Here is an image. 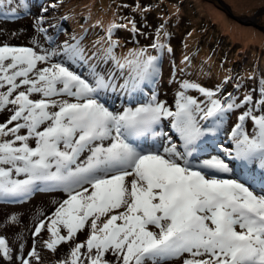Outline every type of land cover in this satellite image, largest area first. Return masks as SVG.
I'll use <instances>...</instances> for the list:
<instances>
[{
    "label": "rangeland",
    "instance_id": "rangeland-1",
    "mask_svg": "<svg viewBox=\"0 0 264 264\" xmlns=\"http://www.w3.org/2000/svg\"><path fill=\"white\" fill-rule=\"evenodd\" d=\"M144 1L146 4H143ZM223 1L228 4L231 12L215 0H12L22 8L14 7L12 11L16 13L7 7L0 10V142L13 139L14 144L21 147L15 151L20 162L11 158L0 161V176L8 175L11 170L10 184L15 187L19 180L28 181V176H33L36 170L39 172L47 169L48 165L49 170H58L52 179L20 198L5 200L2 199L5 196L0 194V264L60 263V257L70 245L61 242L60 250L54 254L43 250L41 239L45 223L57 216L73 194H80L88 186L87 177L106 175L109 167L113 170L102 180L105 187L102 201L110 199L106 212L117 214L113 217V234L106 245L97 248L100 254L97 259L94 254H85L84 257L81 255L80 263L70 264H88L94 260L97 264H209L195 257L193 249L201 250L213 264H263L264 235L258 234L256 238L248 236L263 229L256 221L250 220L243 209H253L254 213L264 215V202L256 196L236 198L225 189L227 182L240 186L236 171L231 170L228 175L218 174L219 180L212 179L219 188L193 182L194 187H181L178 194L171 195L169 187L172 178L168 171L162 172L159 166L163 158L167 159L159 150L160 134L165 141V152L179 151L166 134V129L170 128L169 123L165 121L160 127L156 125L155 130L160 131L148 137H132L139 128H133L135 125L130 116L138 113L135 106L143 100L148 99L156 105L161 99L157 112L163 117L171 116L170 111L175 115L187 106L190 111L205 107L206 113L215 107H219L220 111L230 108L232 128L238 136L235 148L240 152L239 164L245 165L247 160L254 162V167L264 175V0H243L241 4L231 0ZM121 2H133L130 5L132 11L143 12L146 21L153 26H160L164 36L173 35L175 50L168 53L165 59L167 73H163V77L168 75L172 79L160 81L156 77L153 80L149 88L154 91L149 95L158 94L160 87L162 90L155 99H149V95H127L125 87L101 88L90 79L89 70L82 73L85 68L89 69L86 65L91 62L90 54H77L76 50L83 37L76 35L72 29L82 28L84 24L80 20L81 16H90L91 26L106 22L108 15L104 13L108 11L115 16L113 12L119 6L122 7ZM213 10L223 14L231 24L249 27L253 32L261 34L262 40L260 43L250 41L243 44L238 35L233 36L230 30L222 27L216 20L218 17L212 14ZM257 10L261 11L255 20L256 24L250 20L241 22L234 17L252 16ZM122 11L120 8L119 12ZM69 19H74L75 28ZM151 36L156 38L157 34ZM97 42L99 48L96 54L108 53L104 43ZM128 43L138 45L137 41ZM43 46H46L45 49ZM16 48L27 49L32 55L23 50L28 53L25 57L22 50H18L15 55L23 60H13L9 52ZM120 48L126 56L135 55L130 54L126 45ZM242 51L244 53L240 54ZM182 52L184 56H181ZM65 55L76 59L67 60ZM136 61H140L139 56ZM141 61L144 62V57ZM204 62L207 68L215 72H204L201 66ZM232 65L237 66L235 77L240 78V81L232 77L222 87L217 81L230 72ZM217 73L220 75H212ZM123 83L129 84L130 76ZM135 83L139 90L146 89L145 79H137ZM233 85L234 90H231ZM19 90L26 92L14 107L12 101ZM33 96L35 99L46 98L47 107L44 100H39L35 105L38 107L36 110L33 107ZM6 101L9 103L5 104ZM104 107H111L118 119L116 126L112 125V130L108 128L109 125L101 130ZM122 107L130 109L121 111ZM21 110H24V115L21 114L19 120L26 124H21L23 137L16 140L14 130L8 129L7 125L16 123L12 112L17 116ZM139 110L142 114L143 110ZM133 120L135 124L142 125V118L134 117ZM89 125L93 128L86 139L84 136L88 135V131L84 136L80 135ZM230 133L229 127L222 139L228 141ZM78 136V143H74ZM224 145L228 146V143ZM24 151L27 153L26 163L23 161ZM63 158L65 163L59 160ZM57 160L60 165L56 163ZM189 160L186 158V161ZM146 161H149V166H144L149 169L139 171L138 167ZM173 166L174 163L168 161L165 168L174 170ZM72 169H77V172ZM177 174L176 178L182 179V175ZM149 177H152L151 181L158 188L164 189L162 197L168 200L164 205L167 209H145L138 200L135 202L136 209H116L127 206L132 200L133 188ZM151 181L145 182L140 190L144 194L147 192L151 198H158L154 188L149 185ZM183 183L187 184V180ZM120 185L124 187L120 197L109 198L110 191L118 190ZM189 199L193 203L189 209H185L184 202ZM233 199L238 200L237 204L231 203ZM171 209L181 210L171 217V213H168ZM227 209L240 214L244 226L242 231L239 232L235 227L238 220L236 215H230L232 226L227 227L223 233L227 223L222 215ZM183 214L186 215L185 219L182 218ZM105 215L102 213L100 217ZM187 227L190 230L198 227L202 238L193 239L192 250L186 252ZM109 229L100 230L98 225L91 227L93 232L98 233L97 240L107 235ZM73 230L76 237L84 238L88 234L89 224ZM213 231L219 235H212ZM179 239L178 245L183 247L182 251L177 245ZM4 246L6 249L2 250ZM86 249L85 244L83 249L80 247V250ZM179 252L181 256L174 261ZM35 257H38L37 260ZM191 257L195 258L187 261Z\"/></svg>",
    "mask_w": 264,
    "mask_h": 264
},
{
    "label": "trees",
    "instance_id": "trees-1",
    "mask_svg": "<svg viewBox=\"0 0 264 264\" xmlns=\"http://www.w3.org/2000/svg\"><path fill=\"white\" fill-rule=\"evenodd\" d=\"M258 1H262V0H258ZM239 3L241 4V2H239ZM121 4H122V7L119 6L118 9H116V11L113 12V14L115 16H113V15L109 16L108 15V20H106V22H101V23L99 22L98 25L100 24L103 26L105 35H107V36H113L115 34H120L125 29H127L129 31L130 30H136V32L140 34L139 38L141 40L143 39V43L146 46L152 45V47H149V48L145 46V48H146L145 53H147V51L149 52L151 50L152 55L151 56L146 55L147 59L151 58L152 62L156 63L157 60L161 57V53L166 52L168 43L173 40L172 39L173 35L164 36L163 33L161 32V27L160 26H153L152 24H149L146 21V15L143 12L134 11V10L132 11L130 5L132 6L134 4L133 2L130 4H129V2H121ZM143 4H146V2L144 1ZM120 8L123 9V11L121 13L119 12ZM212 8L213 7H211V9ZM89 18H90V16H89ZM89 18L87 19L86 23H84V25L82 26V29H86L89 27V25H92L90 23L91 19H89ZM70 22L73 24L75 23L74 19L70 20ZM157 27H158V30L156 29ZM150 32H152V33H150ZM156 34H157V37L153 40L151 35H156ZM132 40H133V38H132ZM169 46H172L173 50H175L174 42H171ZM145 53H144V55H145ZM242 53H244V51H242L240 54H242ZM260 54H262V51L260 52ZM123 65H124L123 63H121L119 65H114V66L110 65V66H108V70H113L116 66L117 67H123ZM207 67L208 66H206L205 62H204L202 65L204 72H208V70L213 72V70L211 68H207ZM236 68H237V66L232 65V67L230 68V72L236 70ZM206 69H207V71H205ZM225 76H226V74L224 76H221V77L223 78ZM229 79H230V77H229ZM2 144H3V147L8 145L7 142H4ZM5 150L11 151V148L5 147ZM85 195L88 196V194H85ZM91 195L92 194L90 193L89 196H91ZM88 205L89 204L87 201L78 207L72 208L70 210L71 217L72 218H74V217L80 218L83 212L88 211ZM91 222L95 223V226L97 225V220H96V222H94V219H92ZM58 227L59 226L56 222H53L52 224H49L47 226V231H48V234H50V238L47 237V231H46L43 235V239L45 240L46 245H49L51 242H52V244L55 243L56 245H58V242L60 240V238H58V236H57L59 233ZM92 234H93V232L89 234V239H91ZM67 240L70 242V244L72 246V251L77 250L75 248V244L73 242H76L78 245H79V243L82 242L81 239L74 238L72 234L67 235ZM56 245L53 248H49V249L51 251H53L55 249ZM45 249H47V247H45ZM84 255H85V253L83 254V256Z\"/></svg>",
    "mask_w": 264,
    "mask_h": 264
},
{
    "label": "bare ground",
    "instance_id": "bare-ground-1",
    "mask_svg": "<svg viewBox=\"0 0 264 264\" xmlns=\"http://www.w3.org/2000/svg\"><path fill=\"white\" fill-rule=\"evenodd\" d=\"M234 3H239L242 2L243 0H231ZM211 8V7H209ZM215 14L218 18L216 19L225 30H230V32L234 35H238L239 39L242 41L243 44H246V42H250V41H255V42H259L262 40V35L258 34L257 32H253L251 30V28L249 27H244V26H238L236 24H231L230 21L220 12H218L217 10H213L212 14ZM104 15H111L108 14V12L106 11L104 13ZM43 40L45 41V39L43 38ZM46 46H43V49H45ZM181 56H184V52L181 53ZM92 253H94L93 251H91Z\"/></svg>",
    "mask_w": 264,
    "mask_h": 264
},
{
    "label": "water",
    "instance_id": "water-1",
    "mask_svg": "<svg viewBox=\"0 0 264 264\" xmlns=\"http://www.w3.org/2000/svg\"><path fill=\"white\" fill-rule=\"evenodd\" d=\"M216 1L220 4H223L226 7V10L231 12L229 6H227L228 4H226L223 0H216ZM260 11L261 10H257L256 13H254V15H252V16L241 17L240 15L239 16L235 15L234 17H235V19H237L238 21H241V22H245L246 20H250L253 24H256L255 20L257 19V15H259Z\"/></svg>",
    "mask_w": 264,
    "mask_h": 264
}]
</instances>
